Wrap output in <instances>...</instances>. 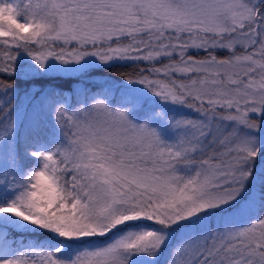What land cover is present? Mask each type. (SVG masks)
Wrapping results in <instances>:
<instances>
[{
    "label": "snow or ice",
    "instance_id": "1",
    "mask_svg": "<svg viewBox=\"0 0 264 264\" xmlns=\"http://www.w3.org/2000/svg\"><path fill=\"white\" fill-rule=\"evenodd\" d=\"M0 264H264V0H0Z\"/></svg>",
    "mask_w": 264,
    "mask_h": 264
},
{
    "label": "trees",
    "instance_id": "2",
    "mask_svg": "<svg viewBox=\"0 0 264 264\" xmlns=\"http://www.w3.org/2000/svg\"><path fill=\"white\" fill-rule=\"evenodd\" d=\"M144 65H141V67H143ZM124 70H129V69H124Z\"/></svg>",
    "mask_w": 264,
    "mask_h": 264
}]
</instances>
